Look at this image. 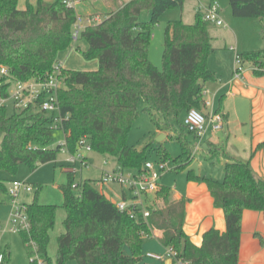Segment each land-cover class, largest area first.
<instances>
[{
  "label": "trees",
  "instance_id": "1",
  "mask_svg": "<svg viewBox=\"0 0 264 264\" xmlns=\"http://www.w3.org/2000/svg\"><path fill=\"white\" fill-rule=\"evenodd\" d=\"M185 1L130 0L100 23L86 26L80 40L88 48L82 55L85 61L97 60L98 69L61 71L63 86L57 91V101L64 145L49 148L55 129L53 116L39 109L43 97L24 109L13 105L10 115L4 105L0 107V173L14 175L21 165L33 172L55 162L62 147L74 155L84 139L90 150L113 157L122 169L139 174L152 145L136 150L126 140L142 101L141 112L157 132L177 141L186 158L175 171L184 170L187 181L207 185L214 206L224 213L225 231L211 229L203 235L201 246H195L183 231L184 200H173L170 188L160 189L156 199L163 206L143 219L141 214L132 217L120 212L91 181L75 184L73 171L68 170L67 183L58 187L66 216L55 260L48 257L47 247L57 206L39 204V185H35L32 202L25 204L30 231L20 236L24 245L35 246L41 264H139L145 240L154 231L162 234L160 244L172 248L175 259L186 264H238L243 212L257 211L264 217V181L249 161L226 162L221 181L201 176L188 165L194 152L189 137L197 136L187 132L183 122L180 133L173 126L189 110H202L204 86L215 79L208 67L214 52L210 24L199 12L193 24L173 22L166 28L161 70L149 59L151 29L167 10L182 7ZM229 7L235 18L264 17V0H229ZM143 11L150 13L146 23L139 21ZM77 19L75 10L67 8L63 0H38L36 6L27 3L24 9L17 7V0H0V69L8 74H0V98L8 97L14 83L45 78L58 62V54L71 47ZM236 57L255 76L264 75V49ZM216 113L227 122L220 108ZM156 152L162 162L169 160L159 146ZM7 188L0 177V193L7 194ZM2 257L1 264H9L8 249ZM30 264L38 261L31 259Z\"/></svg>",
  "mask_w": 264,
  "mask_h": 264
},
{
  "label": "rangeland",
  "instance_id": "2",
  "mask_svg": "<svg viewBox=\"0 0 264 264\" xmlns=\"http://www.w3.org/2000/svg\"><path fill=\"white\" fill-rule=\"evenodd\" d=\"M38 0H17V7L24 9L26 4L29 3L32 6H36ZM52 2L54 0H45ZM120 0H86L81 1L77 9L82 8L95 12L104 19L109 14L107 10H104L105 3L114 2ZM216 2L220 10V16L225 24L224 27H211L213 35L215 36L214 45H220L226 47L229 51L237 54L258 51L264 47V17L258 19H242L235 18L232 16L229 1L228 0H186L182 7L167 10L159 19L158 23L151 29V40L149 59L152 65L158 70L162 69V54L164 49V36L166 28L173 22H182L183 24H193L195 21V15L199 12L201 5H207L210 2ZM150 19V13L143 11L139 17L141 23H146ZM236 37L239 46L236 44ZM80 50H72V62L68 69L72 67H93V64L98 68V62L85 61L82 53L83 46ZM74 48V47H73ZM60 55H67L69 49L60 52ZM70 63V62H69ZM68 63V65H69ZM80 71V70H79ZM84 71V70H81ZM90 71V70H87ZM14 86L9 89V95L14 92ZM142 101L139 104V113L135 119L126 143L128 146L135 148L136 150H142L145 146L151 144V149L146 153V162L151 163L156 171L157 166L162 162L157 155L156 148L159 146L161 151H166L169 155V160L164 162L166 169L163 172H156L158 178V184L164 187H168L172 192L179 189L186 183V171H175L176 165H181L186 162V158L182 156L179 144L174 138L166 137L162 142H156L157 134L156 130L150 120V118L141 112ZM6 113L10 115L13 112V104L9 100L5 104ZM183 115L180 117L179 123L175 122L177 133H180ZM57 145H64V133L61 129H56L53 133V139L49 144V148H55ZM83 157H85V165H81L79 161H71L73 157L65 149L61 148L57 155L55 162L47 163L39 166L35 171L31 172L28 167L21 165L14 175H9L5 172L0 173V177L6 181L8 187L12 181H20L31 184L32 186L39 185L41 192L38 196V202L41 205H55L57 206L55 224L53 229L49 233V244L47 247V255L51 260H55L57 253V238L64 232L63 222L65 219V210L61 207L63 198L58 187L67 183L66 173L62 167L71 166L74 175V183L82 184L84 181H91V184L95 180L101 179L102 173L105 171H111L116 167V160L113 157L107 155H101L92 150L87 149V145L83 146L79 150ZM75 157V156H74ZM193 152L190 161L188 162L189 167L194 169L195 172L201 174L210 175L222 174V171L218 170V166H214L209 163L206 159L205 154L199 153L196 155ZM177 160V164L174 163ZM202 166V172L200 167ZM202 176H205V175ZM151 176V175H150ZM100 181V180H99ZM106 186H117L115 184H102ZM34 198V192L31 194H22L20 202L29 204ZM156 207H162L163 203L159 199L155 201ZM10 212L11 203L10 198L6 193H0V254L7 249L10 252L9 264H30L31 259L39 261L36 254V248L33 244L24 245L20 236V233L12 231L10 224ZM124 252H128L125 247ZM67 264H77L74 261H70Z\"/></svg>",
  "mask_w": 264,
  "mask_h": 264
},
{
  "label": "crops",
  "instance_id": "3",
  "mask_svg": "<svg viewBox=\"0 0 264 264\" xmlns=\"http://www.w3.org/2000/svg\"><path fill=\"white\" fill-rule=\"evenodd\" d=\"M128 1L130 0L107 2L104 10H107L108 13L113 12L123 2ZM77 7L75 12L78 17L85 18L97 14L88 8L79 10ZM209 32L214 52L208 59V67L215 79L207 82L204 86L205 105L201 112L209 115L216 113L220 108L222 113L227 116V122H224L222 130L219 132H214L208 125L201 138L189 137L194 144L195 157L197 154L203 153L212 168L217 164L218 170L222 171V174L210 175L217 181H221L223 178L225 163L234 159L249 161L256 176L264 181V75L255 76L251 68L246 66L241 76L235 77L236 56L234 57V54L226 47L215 46V36L210 29ZM236 44L239 46L237 37ZM81 46L84 47L83 51L88 48L85 41L79 40L73 46L74 48L72 46L68 48L67 55L58 54L57 61L64 69H68L71 65L72 50L81 49ZM262 49H264L263 46ZM92 61L96 62L97 60ZM97 69V66L93 64L91 68L83 66L72 67L69 70L95 71ZM156 134H164L165 138L168 137L165 133L156 131ZM214 149L217 151L216 154L212 152ZM199 167L202 172V166ZM62 168L64 172L71 170V166ZM189 169L192 168L189 167ZM196 173L201 176L204 174ZM99 180L94 182H99ZM91 185L114 204L127 196L125 190L119 186H106L98 183ZM162 187L164 186L160 185V188ZM172 199L184 200L183 231L195 246H201L203 235L209 230L215 229L220 233L225 231L224 213L214 206L213 198L205 183L189 182L186 179L184 185L172 192ZM161 235L160 231H154L152 238L145 240L139 264H173V261L168 258L157 260L147 256L149 253L164 256L166 248L160 244ZM124 254L128 255L129 251ZM238 264H264V217L261 212L251 210L243 212Z\"/></svg>",
  "mask_w": 264,
  "mask_h": 264
},
{
  "label": "built area",
  "instance_id": "4",
  "mask_svg": "<svg viewBox=\"0 0 264 264\" xmlns=\"http://www.w3.org/2000/svg\"><path fill=\"white\" fill-rule=\"evenodd\" d=\"M63 4L67 8L75 10L81 4V0H63ZM199 13L208 24L225 28L216 2L212 1L207 5H201ZM101 20L99 15H91L85 18L78 17L73 26L71 46H75L80 40L81 32L86 26L96 25ZM62 69L63 66L57 62L52 67V70L46 74L44 79L32 80L27 83H14L12 85L14 86V92L8 95L7 98H0V107L4 106L10 100L15 108L24 109L31 104H35L40 97H43V100L39 104V109L53 116V128L55 130L60 129L62 117L59 114L57 91L63 86V80L61 78ZM244 70L245 67L235 57L234 76L240 77ZM0 74L4 76L8 75L4 68L0 69ZM182 122L185 130L195 134L197 138H201L205 134L208 125L211 126L214 132L221 131L224 125L223 118L220 114L211 113L205 115L195 109L189 110L184 115ZM85 145L90 150L88 143L84 139L81 140L77 152L72 155L71 161H79L81 165H85V157L79 151ZM165 169L166 165L164 162L158 164L156 171L151 163L145 162L142 171L136 174L124 170L117 165L113 170L102 173L99 184H115L124 189L127 196L115 204L116 208L120 212L127 213L132 217L141 214L143 219H147L150 216L151 210L156 208V194L161 189L158 184L156 172H163ZM70 171L73 170L71 169ZM33 192L34 186L20 181H12L7 188V196L10 198L11 203L10 224L12 231L15 233L28 234L30 231L26 205L21 203L19 199L22 194H31ZM147 256L157 260L168 258L173 261V264H186L180 259H175L176 254L172 248H166L164 256L150 253ZM2 259V254H0V264L2 263ZM38 264H41L40 260Z\"/></svg>",
  "mask_w": 264,
  "mask_h": 264
},
{
  "label": "water",
  "instance_id": "5",
  "mask_svg": "<svg viewBox=\"0 0 264 264\" xmlns=\"http://www.w3.org/2000/svg\"><path fill=\"white\" fill-rule=\"evenodd\" d=\"M164 139H165V135H164V134H160V135L157 136V138H156V142H157V143H160V142H162Z\"/></svg>",
  "mask_w": 264,
  "mask_h": 264
}]
</instances>
